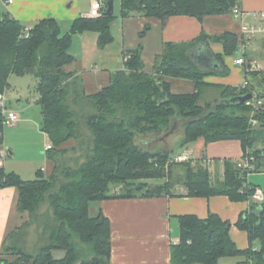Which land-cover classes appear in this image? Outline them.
Masks as SVG:
<instances>
[{
  "label": "trees",
  "instance_id": "16d2710c",
  "mask_svg": "<svg viewBox=\"0 0 264 264\" xmlns=\"http://www.w3.org/2000/svg\"><path fill=\"white\" fill-rule=\"evenodd\" d=\"M120 15L132 13L167 23L172 16H190L199 22L206 16L229 14L238 0H119ZM114 17L77 18L68 33H62L54 18H46L30 28L27 38L16 19L0 11V93L10 87L12 76H31L40 106V131L50 146L45 152L51 164L49 175L38 170L33 181H26L15 172L0 169V189L13 187L18 191L17 210L27 213L20 230L9 235L11 241L22 229L36 223L43 245L36 255L21 250L16 243L6 245L5 251L15 259L1 264H109L111 254L110 221L100 212L90 214L92 203L107 199L153 198L172 193L178 184L186 189V197L208 198L226 196L231 202H247L255 187L245 188L241 169L236 161H224V174L214 181L210 172L199 163H174L172 150L152 152L148 146L166 134L178 130L182 123V146L201 138L206 143L238 140L243 154L250 152L259 166L264 161V113L258 116L259 127L249 126L250 108L246 104L223 102L243 95L250 89L264 88V71L246 75L249 86H213L204 82L209 75L229 72L224 56L238 54L236 34L225 32L209 36L204 31L187 43H166L156 56L153 71L144 72L140 58L141 44L124 52L123 69L117 70L101 91L75 95L90 112L85 125L92 133L91 147L85 161L76 169L67 166L64 144L78 136L79 117L73 111L70 98L72 76L65 68L74 62L69 50L73 37L87 31L98 34L97 45L102 49L113 42L111 24ZM147 27L144 28V32ZM144 33L138 35L142 39ZM220 44L222 54H213L219 72L200 70L192 56L194 50L210 44ZM264 47V42L262 43ZM245 58L248 54L245 53ZM192 81L195 92L173 94L167 79ZM220 88L219 100L200 106L204 87ZM264 97V95H261ZM3 122L0 113V146L3 144ZM150 135V140L141 136ZM173 168H179L176 174ZM161 179L162 184L145 181ZM120 187V193L115 188ZM43 206L46 208L42 211ZM179 244L170 248V264H218L224 257H244L245 263L264 264V204L250 202L247 213L235 223L246 232L249 246L239 250L230 237L231 225L217 214L206 219L196 215H180ZM257 247V249H254ZM63 252L55 258L53 252Z\"/></svg>",
  "mask_w": 264,
  "mask_h": 264
},
{
  "label": "crops",
  "instance_id": "0c3cea01",
  "mask_svg": "<svg viewBox=\"0 0 264 264\" xmlns=\"http://www.w3.org/2000/svg\"><path fill=\"white\" fill-rule=\"evenodd\" d=\"M6 1L0 0V11L15 20L17 19L24 29H30L46 18H54L61 31L65 33L69 32L73 20L87 17L91 5V0H11L10 4L5 3ZM236 5L240 12L247 14L245 20L248 23L256 24L258 21L253 18L254 15L264 13V0H238ZM120 22L119 26L115 22L111 24L113 42L102 49L98 48V34L95 32L87 31V33L77 34L73 37L69 53L74 58V62L65 70L72 75L68 82L72 84L73 88H80V93L89 96L101 91L109 84L112 75L117 70L123 69L124 52L134 50L140 44L142 46L140 58L144 65L143 71L151 73L154 72L155 58L161 53L166 43H187V41L197 38L203 31L209 36L231 32L237 35L238 40L241 36L240 22L234 19L231 12L206 16L201 22L190 16H172L163 26L160 20L132 13L128 18L120 17ZM146 27L147 30L144 32ZM141 33L144 34L142 39H139L138 35ZM259 40L260 47L264 50L262 46L264 39L259 38ZM253 47V51H255L257 45L255 44ZM203 48L208 50L206 47ZM208 51L215 55L222 54V46L211 43ZM253 51L247 50L248 61H255L250 55ZM237 57L238 55L224 56L223 59L229 73L226 76H206L203 79L204 82L213 86L237 88L244 79L243 70L234 64ZM167 81L171 85L173 94H191L196 90L194 83L190 80L174 78L167 79ZM219 96L220 88L204 87L200 103L203 106L214 104L220 99ZM33 99L36 102L37 95H34ZM10 109L18 115L14 109ZM18 118L19 121L14 125V129L6 132L5 140L3 137V144L0 148L7 150L6 158L9 157V159L6 161L5 158L0 161V166L5 172L12 171L20 175L14 169H8L16 159L14 144L17 143L14 140L25 133L19 129L24 120L20 115ZM171 135L174 136V134ZM43 136L44 140L48 142L45 146L48 147V138L44 133ZM169 136L160 139L157 143L165 148L167 143L163 141ZM171 138L166 141L168 144ZM148 148L151 149V146L149 145ZM182 151L194 156L196 165L199 163L203 168L208 162V166L205 168L210 172L214 181H220L223 178L225 160L234 162L244 155L238 140H219V142L206 143L199 138L187 146H182ZM12 160L14 162H11ZM50 169L51 164L48 161L47 167L40 170L46 172ZM263 175L264 172L251 174L247 182L262 190L258 177ZM172 193L175 196L163 195L149 199H107L92 203L90 214L93 216L100 212L110 221L111 259L109 264H170V248L172 245L179 244L180 227H178L177 218L180 215H196L200 219H206L209 213L217 214L232 226L229 234L237 248L239 250L248 248L249 241L246 232L239 230L235 223L242 214L248 212L250 201L234 203L222 195L206 199L190 198L186 197L185 187L178 183ZM17 199V189L13 187L0 189V264L7 254L5 246L9 235L20 230L29 219L26 212L21 214L18 212ZM62 256L63 254L58 258ZM236 257H224L219 260L218 264L220 262L224 264L225 258ZM235 264L248 263H245V258L242 257Z\"/></svg>",
  "mask_w": 264,
  "mask_h": 264
},
{
  "label": "rangeland",
  "instance_id": "374dc122",
  "mask_svg": "<svg viewBox=\"0 0 264 264\" xmlns=\"http://www.w3.org/2000/svg\"><path fill=\"white\" fill-rule=\"evenodd\" d=\"M114 21L119 26L121 24L120 22V1L114 0ZM112 22V23H113ZM112 28V27H111ZM63 32V31H62ZM65 33V32H63ZM256 42L257 48L254 50V47L251 46L248 48V51H253L250 53L252 56L251 58L255 60L258 64H260V67L262 68L261 71H264V50L260 47V40L257 39ZM240 54V52L238 53ZM237 54V55H238ZM229 73V72H228ZM218 75V74H217ZM216 75V76H217ZM33 79L31 76H24V77H16L12 76L10 79V87L9 89L4 92L6 93V104L8 108L14 109L18 116L20 115L21 118L24 120V123L20 126L19 129H21L22 133H24L22 136H19L14 140L16 145L14 144L15 150H16V159L14 160L15 163L10 164L8 169H14V171H17L20 176L26 180V181H33L36 178L35 173L40 170L41 168L47 167V158L45 152L50 146V142L48 144V147L45 146L48 142L44 140L43 133L40 132V106L36 102H34L33 98L35 92L33 89ZM71 87L73 88L72 84ZM80 88L75 87L72 89V92L70 93L71 103H73L72 108L75 113H77L79 117V126L77 128L78 136L76 139L70 140L67 143L64 144V147L66 148V152L63 155V159L68 167L76 169L77 166L85 161L87 150L91 147V140H92V133L90 130L87 129L85 125L86 116L92 112L91 108H88L87 105H84L79 100H76L74 102L75 95L78 94V91ZM256 91L260 95H264V88L260 85L256 89ZM33 101V103H32ZM201 107H204L206 105H202L200 103ZM183 122H178L177 128L178 130L176 133H174V136H169L166 138L163 142L167 143L164 146L160 145L159 143H152L150 144L152 152H160L164 149L172 150L174 155L183 153L182 151V138H183V128H182ZM14 126L7 127L3 129V137L4 140L6 138V132L9 130H13ZM12 134V133H10ZM10 137V135H9ZM172 137V138H171ZM144 140H150L151 136H141ZM171 138L168 144V139ZM9 139V138H8ZM49 141V140H48ZM155 145V146H154ZM172 146V147H171ZM9 159L6 158V161ZM13 160L11 162H14ZM173 171L177 174H181L182 171L179 170V168H173ZM49 171L46 170L45 174H48ZM263 177V178H261ZM260 188L262 189V195H263V201L264 203V175L258 177ZM164 181L161 179H149V181H145L146 184L151 185H157L162 184ZM115 193H120V187L115 188ZM261 204V203H258ZM46 208V206H43L42 211ZM38 223V222H36ZM33 223L26 227L25 229H22L20 231L19 235H16V240L11 241L8 239L7 245L11 244L12 242L16 243V246H18L21 250L24 252L30 254V255H36L37 252L40 250L41 245H43V238L40 236V228H38V224ZM254 249H257L255 247ZM54 257L58 258L59 255L63 254V252L60 251H54L53 252ZM15 256L10 255L9 253L6 254L5 259L2 261H11L14 260ZM242 257H236V258H225L224 264H235L237 261L241 260ZM223 264V262L219 263Z\"/></svg>",
  "mask_w": 264,
  "mask_h": 264
},
{
  "label": "built area",
  "instance_id": "2783aa9c",
  "mask_svg": "<svg viewBox=\"0 0 264 264\" xmlns=\"http://www.w3.org/2000/svg\"><path fill=\"white\" fill-rule=\"evenodd\" d=\"M11 2H12L11 0H7L5 3L10 4ZM105 6H106V0H91L90 9L87 12L86 16L88 18H93V19L101 18ZM230 12L232 13L234 19L240 22V26H241V36L239 39L240 42L238 48V53L240 52V54H238V57L234 60V64L239 66L243 70L244 79L237 88L244 90L246 89V87L249 86L246 75L250 72H260L262 69L260 67V64H258L256 61H248L245 58V53L247 52L249 47L256 44V42L258 41L257 39L259 38L264 39V13H258V15H254L253 18L256 19L258 22L256 24H253V23H248V21L245 20L247 14L240 12L237 5L233 6ZM29 31L30 29H23L21 32L22 33L21 37L27 38L30 33ZM126 60L127 59L124 58V61ZM246 93H250L252 97L251 100L245 103L250 108L251 111L248 124L249 126L256 128L260 126L258 116L264 113V97H262L256 91V89H250ZM6 99L7 98L5 93H0V113L2 118L4 119L3 122L4 128L5 126L7 127L14 126L19 121L18 115L10 108H8L6 104ZM7 155H8L7 150L0 148V161H3L7 157ZM172 162L191 163L192 166L196 165L194 156L186 152L174 155V157L172 158ZM207 166H208V162L205 163L204 168ZM236 167L238 169H241L242 171L244 187L251 189V185L247 182L248 177L251 174L264 172V161H262V164L258 166L256 157L250 152H248L244 154L239 160L236 161ZM249 201L255 203H262L263 195L261 190L255 187L252 194L249 195Z\"/></svg>",
  "mask_w": 264,
  "mask_h": 264
},
{
  "label": "water",
  "instance_id": "95a60500",
  "mask_svg": "<svg viewBox=\"0 0 264 264\" xmlns=\"http://www.w3.org/2000/svg\"><path fill=\"white\" fill-rule=\"evenodd\" d=\"M114 4H115L114 0H106V6H105V9L102 13L103 16H107L110 18L114 17L113 16ZM191 56H192V58L196 64V66L200 70H209L212 72H218L221 70V69H219V64L216 63L213 55H211L208 50H204L203 47L191 52ZM251 98H252L251 94L246 93L243 95L232 96V98L229 100H223V101L221 100V101H219V104L223 103V102H229L231 104L232 103L245 104L247 101L251 100ZM169 135L170 134H166L164 137L169 136Z\"/></svg>",
  "mask_w": 264,
  "mask_h": 264
}]
</instances>
